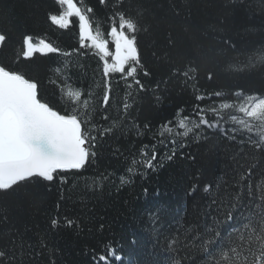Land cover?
<instances>
[{
	"label": "snow or ice",
	"instance_id": "snow-or-ice-1",
	"mask_svg": "<svg viewBox=\"0 0 264 264\" xmlns=\"http://www.w3.org/2000/svg\"><path fill=\"white\" fill-rule=\"evenodd\" d=\"M96 2L102 8L111 4L105 13L106 29L103 25H96L94 29L97 11L91 0H54L53 7L45 13L50 25L61 30H78V48L62 51L53 43L43 38L37 42L33 35L26 33L21 37L19 55L11 61L0 59V192L39 188L57 178L63 186L67 183L64 173L94 164L99 159L96 149L103 148L106 140L115 137L119 141L133 133L138 140L148 136L150 142L141 144L138 154L130 148L125 156L119 147L111 148L112 157L123 156L128 163L125 174L118 176V183L113 171L100 172L91 183H86V188L92 191L103 190L107 185L119 192L132 183L131 177L156 171L165 161L173 160L178 149L189 147V141L200 144L215 139L210 148L213 155L218 153L221 144L227 145L225 151L231 150L227 163L221 166V175L205 180L203 172L198 171L193 176L186 194L189 202L179 220L173 218L169 222L159 210H149L154 247L165 254L166 264H264V180H257L264 177V93L248 94L243 88H237L227 97L220 91L209 93L208 99L216 97L221 102L207 108L197 104L191 116L177 109L176 117L165 121L155 131L151 124L141 125L131 114L141 93L151 92L159 103L161 86L166 91L172 77H183L185 85L196 79L197 60L207 68L208 80L215 78L214 68L220 66L225 57H232L226 65L232 69L242 55L236 42L222 27L212 26L211 36L207 31L200 33L210 40V46H201L193 37L196 59H190L183 70L172 67L168 78H161L148 87L141 74L151 78L152 71L142 62L139 33H152L153 25L144 22L143 0ZM174 16L178 18L180 12L174 11ZM157 23L167 33L165 47L176 48L171 21L164 17L162 23L159 20ZM220 23L222 25L223 21ZM192 31L190 25L185 28V33ZM7 41L8 36L0 32V48ZM89 47L103 62L99 69L102 96L91 89L85 93L71 85L65 65L55 69L56 79L49 78L47 82L61 89V98L54 104L46 96L41 80L20 66L22 61H31L36 54L84 56L87 53L81 49ZM257 48L259 55L255 60L264 63V43ZM251 66H254L253 57L235 70L243 71ZM114 75L117 83L122 81L125 85V94L120 100H114L112 95ZM195 99L202 101L205 97L197 95ZM110 109H114L115 115ZM226 109H234L240 115L230 114L225 119ZM209 114L216 119H209ZM158 146L169 149L170 154L166 151L161 156ZM184 158L195 160L194 156L181 151V159ZM208 171L212 173L215 168L210 166ZM144 192L147 195L148 190ZM0 223L8 224L7 231L0 233L7 240L0 247V264H41L45 255L48 264H56L59 249L49 247L45 235L38 234L33 241L27 237L29 229L21 231L10 224L7 214L0 218ZM60 223L58 217L51 219L53 229L60 227ZM74 223L65 218L67 227ZM103 229L104 224H100V230ZM132 243H136L135 239ZM123 259L111 243L99 253L92 250L93 264H112Z\"/></svg>",
	"mask_w": 264,
	"mask_h": 264
},
{
	"label": "trees",
	"instance_id": "trees-1",
	"mask_svg": "<svg viewBox=\"0 0 264 264\" xmlns=\"http://www.w3.org/2000/svg\"><path fill=\"white\" fill-rule=\"evenodd\" d=\"M91 2L97 11L94 29L96 25H103L106 29L105 13L110 10L111 4L102 8L96 0ZM53 4L54 0H0V32L8 36L6 45L0 48V59L14 60L19 55L21 37L26 33L33 35L37 42L39 38L45 39L62 51L79 47L77 29L61 30L46 22L45 13ZM143 9L146 10L144 22L153 25L152 33H139L142 62L152 71L151 78H144L141 74V79L148 87L154 86L161 78H168L172 67L183 70L190 59H196L193 37L201 46H210V40L204 39L200 33L207 31L211 36L212 26L218 29L222 27L236 42L242 55L232 69L226 66L232 57H225L220 66L214 68L216 75L212 80L207 79V68L197 60L199 74L196 79L185 85L183 77H172L166 91L161 86L162 91L158 94L162 99L159 103L151 92L141 93L131 110L132 116L141 125L149 123L155 131L165 121L173 120L177 109L191 116L197 104L205 108L218 105L220 99H208L209 93L220 91L227 97L237 88H243L248 94L264 93V63L255 60L259 55L257 46L264 43V0H243V4L241 0H143ZM174 11L180 12L178 18L174 16ZM164 17L171 21L177 39L176 48L165 47L164 36L167 33L157 23L158 20L162 23ZM189 25L193 31L185 33ZM81 51L87 55L65 57L36 54L31 61H22L20 66L41 80L46 88V96L54 104L61 98V89L47 82L49 78L56 79L55 69L65 65L68 66L66 75L71 77V85L83 89L85 93L91 89L97 96H102L103 80L99 69L103 62L94 49L89 47ZM249 57H253L254 66L243 71L235 70L243 67ZM112 89L114 100L123 98L125 85L122 81L117 83L116 75L112 78ZM197 95H203L205 99L197 101ZM110 113L115 115L114 109H110ZM230 114L240 115L234 109L224 110L225 119ZM209 119L216 117L209 114ZM149 142L148 136L138 140L134 133L119 141L115 137L110 138L104 142L103 148L96 149L99 159L94 164L80 171L64 173L67 183L63 186L57 178L50 185L39 188L22 187L15 192H0V218L7 214L10 224L21 231L29 229L27 237L33 241L38 238V234L45 235L49 247L59 249L55 255L56 264H93L92 250L99 253L109 243L124 258L122 262L113 261L112 264H166L165 254L154 247L149 210H159L169 222L173 218L179 220L189 202L186 194L193 183V176L202 171L205 180L219 177L221 166L227 163L231 150L225 151L227 145L221 144L218 153L213 155L210 148L215 139L200 144L189 141V147L178 149L173 160L165 161L163 167L156 171L131 177L132 183L119 192L107 185L97 191L86 188V183H91L100 172H115L117 183L118 176L125 174L128 163L123 156L119 159L112 157V147H119L128 156L130 148L138 154L141 144ZM133 145L135 148H132ZM158 147L161 156L166 151L170 154L169 149ZM181 151L194 156L195 160L181 159ZM210 166L215 168L212 173L208 171ZM140 171L144 172L143 169ZM257 180H264V177H258ZM144 189L148 190L147 195ZM55 217L61 223L60 227L53 229L51 219ZM65 218L73 220L74 225L67 227ZM100 224H104L103 231L100 230ZM7 228L8 224L0 223V233L7 231ZM133 239L135 244L132 243ZM6 243V238L0 235V247ZM41 264H48L47 255L41 258Z\"/></svg>",
	"mask_w": 264,
	"mask_h": 264
},
{
	"label": "water",
	"instance_id": "water-1",
	"mask_svg": "<svg viewBox=\"0 0 264 264\" xmlns=\"http://www.w3.org/2000/svg\"><path fill=\"white\" fill-rule=\"evenodd\" d=\"M75 171V170H74Z\"/></svg>",
	"mask_w": 264,
	"mask_h": 264
}]
</instances>
